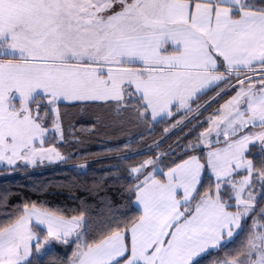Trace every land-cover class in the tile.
I'll use <instances>...</instances> for the list:
<instances>
[{
    "label": "snow or ice",
    "instance_id": "obj_1",
    "mask_svg": "<svg viewBox=\"0 0 264 264\" xmlns=\"http://www.w3.org/2000/svg\"><path fill=\"white\" fill-rule=\"evenodd\" d=\"M220 83L235 95L211 120L225 141L207 154L215 195L210 188L191 208L204 168L198 157L163 179L153 174L159 157L148 159L131 168L137 216L127 219L106 197L109 216L95 226L100 238L88 242L86 214L67 221L25 207L14 223L0 227V264H32L33 240L41 252L33 218L47 226V239L68 243L76 235L70 264H201L210 249L226 251L242 221L256 215V174L264 197V158L257 167V156L247 155L256 141L264 145V131H244L264 129V0H0V161L64 159L42 147L49 109L59 130L60 102L102 101L155 121L171 117L174 107L191 111L190 101ZM242 169L247 174L234 179ZM222 184L231 185L226 199ZM217 264H264V209L246 244Z\"/></svg>",
    "mask_w": 264,
    "mask_h": 264
},
{
    "label": "trees",
    "instance_id": "obj_2",
    "mask_svg": "<svg viewBox=\"0 0 264 264\" xmlns=\"http://www.w3.org/2000/svg\"><path fill=\"white\" fill-rule=\"evenodd\" d=\"M222 84L213 86L199 95V99L192 100L191 108L195 110L197 105L200 108L207 104ZM218 101L220 98L190 119L182 129L154 146L152 150L130 155H127L129 151L161 140L167 134L165 129H169L189 112L181 114L174 107L171 117L166 116L155 122L151 120L149 114L147 125H144L142 129V126L136 125L133 118L116 113V110H110L102 103L60 102L58 109L62 140L57 139L55 132L49 131L44 146L56 148L62 156H65V159L62 163H56V166L45 165L44 169H35V171H30L28 167H19L10 172L8 168L0 167V227L13 223L24 213L25 207L35 206L68 219L86 214L84 221L88 228L85 239L88 242L98 240L100 235L95 226L102 223L110 212L106 197H110L113 208L126 213L127 219L139 214L133 191L138 181L131 172L132 167L145 160L159 157L155 165L159 171L155 176L163 179L164 172L193 155H198L204 161L205 154L202 149H186V146L192 140L198 142L200 133L207 127V122L204 121L205 124L202 125L201 119L220 107ZM191 113H193L192 110L189 114ZM53 122V113L49 110L45 128L50 130L54 125ZM90 128L93 130L90 131ZM136 130L141 131L134 134ZM113 131L116 135L111 136L110 132ZM244 131L247 132L249 129ZM146 133L147 135H144ZM137 134L142 135L140 138L144 140L136 139ZM106 136L118 138L120 141L108 143ZM180 136L183 137L179 139ZM250 149L247 155L249 158L257 156L255 163L259 167L260 159L264 158L260 156L261 147L253 144ZM160 152L162 155H159ZM38 166L41 167V165ZM140 178L143 179V176ZM256 180V186L259 188L261 182L259 179ZM214 186L213 178L205 171L196 194L201 196L210 188L213 191ZM261 204H258L256 213L262 208ZM231 210L234 211V207H231ZM249 235L248 223H243L238 235L226 251H209L210 254L203 256L201 264H217V261L224 258L226 253L234 255L242 245L246 244ZM75 246L74 241L60 243L41 257L35 254L34 248L29 259L32 264H70Z\"/></svg>",
    "mask_w": 264,
    "mask_h": 264
},
{
    "label": "rangeland",
    "instance_id": "obj_3",
    "mask_svg": "<svg viewBox=\"0 0 264 264\" xmlns=\"http://www.w3.org/2000/svg\"><path fill=\"white\" fill-rule=\"evenodd\" d=\"M256 72H257V74L253 77V80H254V81H258L259 78H260V77H259V69H257ZM241 79H243V76L241 77ZM233 81H234V80L232 79V84H236V82H233ZM236 86L239 87L238 85H236ZM256 87L258 88V87H259V84H257ZM217 93H219V95H217ZM234 95H235V91H234V90H230L229 87H228L227 85L222 84V85L217 89V92H216L215 95H214V96L208 101L207 104H205L204 106L200 107L199 109H195V110H194V108H192V112H193V113L189 114L190 111H188L187 109L178 110V112H180L181 114H183V113L186 114L187 112H189V113H187L186 116H183L182 119H178V122H176V124H174V125H176V127H172V126H171V127L169 128V130L167 131V134H166L161 140L156 141V142H154V143H152V144H149V145H147L146 147H143V148H140V149H135V150L129 151L127 155H130V154H137V153H140V152L145 151V150H148V149L152 150L154 146H156L158 143L160 144V142H162V141H164L165 139H167L170 135H172V134L175 133L176 131L182 129L183 126H184L185 124H187V122H188L190 119H192L193 117H195L196 115H198V114H199L204 108H206L208 105L213 104L215 101H217V100L220 98V101H218L220 107H218L217 109H215V110H214V113H212V114H210L209 116H206V117L204 116V117L201 119V121H203V122H202V125L205 124L204 121L207 122V127L201 132V133H205V134H206L207 146H206L204 143H200L201 135H199V140H198V142H196V140H192V141L189 142V144H195V145H197V147H195V148L202 149V150L204 151V154H205V159H204V161H203L198 155H193V156L198 157L199 160H200V163L204 165V168L201 170V174H200V182H201V180H202V177H203V175H204V172L206 171V172H207V173L213 178V180H214V185H216V182H217V181H216V177H215V175L212 173V170L207 166V158H208L207 154H208V152H209L210 150H215L216 148H223V147L225 146V141H224V136H223L222 132H221V134L218 136V135H217V131H216L214 128H212V126H211V120L214 119L215 116L220 115V109H221V106L224 105V104H225L229 99H231V97L234 96ZM74 102H98V103L105 104V102H102V101H73V102H66V101H65L64 103H74ZM45 103H46V102H45ZM112 103H114V102H109V104H112ZM190 104H191V101H190ZM219 105H218V106H219ZM104 107H107V108H109L110 110H116L115 107H109V106H107L106 104H105ZM241 107L243 108V107H245V106H244V105H241ZM49 110H50V109H49ZM50 111H51V110H50ZM115 112H116V113L118 112V113L124 114L125 117H126V116H129V117L133 118L134 121L136 122V125H140V126H142V129H143V126H144V125H147V124H146V121H144V120H142V119H139V118H137V117H134L131 113H129V112L123 110V109H121V110H119V111L116 110ZM41 115H44L43 110L41 111ZM46 117H48V115H47ZM46 117H45V120H44V124H45V122H46ZM53 117H54V122H53L54 125H53V127L50 128V130H49V128H46L47 131H46V134H45V136H44V142H45V140H46L47 137H48V132H49V131H53V132H55V134H56V136H57V139H58V140H62V128H61L60 120L58 121V123H59V130H57V127H56L57 117H56V114H55V113H53ZM164 117H166V116H164ZM164 117H163V118H164ZM150 118H151V120H152L151 115H150ZM159 119H161V118L158 117L157 120H155V121H158ZM126 121H127V120H126ZM152 121L155 122L154 120H152ZM201 121H200V122H201ZM200 122H199V123H200ZM197 124H198V123H197ZM44 127H45V125H44ZM254 128H257V127H254ZM254 128L249 127L248 129H249V131H251V132H253V133H258V132L264 131V129H262V128H260V127H259L260 129H257V130H255ZM89 130L91 131V130H93V129L90 128ZM139 131H141V130H136V131L134 132V134L137 133V132H139ZM201 133H200V134H201ZM139 134H140V133H139ZM139 134L135 135L136 139H139V138L142 136V135L140 136ZM142 134H143V133H142ZM240 134H242V133H238L237 135H240ZM110 135H111V136L116 135V132H115V131H113L112 133L110 132ZM144 135H147V133L144 134ZM111 136H108V137L106 136V139H108V140H107L108 143L113 144V142L120 141L118 138H113V137H111ZM137 136H138V137H137ZM181 137H183V136H180L179 139H180ZM111 138H113V139H111ZM133 138H134V137H133ZM131 139H132V138H131ZM194 139H196V138H194ZM126 140H128V139L126 138ZM140 140L143 141L144 139H143V138H140ZM44 142H43L42 147H43L45 150H47V149H55L56 152H59V150H57V149L54 148V147H45V146H44ZM127 143H130V141H127ZM255 144H257L259 147H261V149L264 148V145H262L259 141H256ZM98 145L100 146V144H98ZM98 145H97V146H98ZM250 146H251V145H250ZM36 147H37V149H39V148L41 147V143H40L39 140L36 141ZM186 149H193V148H189L188 146H186ZM260 151H261V150H260ZM167 152H168V151H167ZM167 152H166V155H167ZM59 153H60V152H59ZM164 154H165V153H163V155H164ZM254 154H257V153L254 152ZM51 155L54 157V156H55V153H52ZM60 155H61V153H60ZM159 155H162V153L160 152ZM61 156H62V155H61ZM63 157H64V159H65V156H63ZM189 158H190V157H189ZM189 158H187L186 160H188ZM64 159H51V160H50V159H48L47 157H45V158L42 159L39 155H37L36 158H35V160H34L32 163H29V162H27V161H25V160H17L14 164H9V163H7V161H0V167L8 168V169H10V172H11L13 169H15V168H19V167H20V168L28 167V169H30V171H35V169H36V170L44 169L43 166H45V165L56 166V165H57L56 163H58V162L62 163V161H63ZM186 160H184V161H186ZM184 161L180 162L179 164H182ZM179 164H177V165H179ZM38 165H41V167L38 166ZM177 165H176V166H177ZM176 166H174V167H176ZM174 167H173V168H174ZM37 168H38V169H37ZM144 171H145V172H149V171H153V169H152V168H147V169H145ZM158 171H159V169H158L157 167H155V171L153 172V174L156 175V173H157ZM132 174H133V173H132ZM246 174H247L246 171L242 169V170L240 171L239 174L233 173V177H234V179H236V180H240V179H241L244 175H246ZM133 175H135V174H133ZM155 177H156V176H155ZM156 178H157V177H156ZM157 179H159V178H157ZM256 179H259V178H258V174L255 175V177H254V179H253V186H252V191L256 194L257 199L259 200V203H257V204L255 205V208L257 209V206H258V204H260V203H262V204H261V205H262V208L260 209V211H259L258 213H256V215L252 216L251 218L246 217L245 220L242 221V225H243V223H248V227H249L250 230H251L252 227H253V220H255L256 217L260 214L261 210L264 209V205H263V203H264V197H261V195H260V194H261V191H262V189H261V185H260L259 188H257V186H256L257 180H256ZM199 185H200V183L198 184L197 188L199 187ZM225 190H227V191H225ZM231 192H232L231 185H229V184H222V185H221V194H222V198L226 199V198H227V195L230 194ZM215 193H216V187L214 186V190L212 191V194L215 195ZM247 194H248V193H247V191H246V192L244 193V195L247 196ZM202 196H203V195L198 196L196 193L194 194V200H193L192 203H191V208H192L193 210L195 209L196 202L199 201V199H200ZM178 198L181 199V200L183 199V190H182V189H178ZM230 202H231L230 204L232 205V207H234V211H235V210H236V207H235V200L233 199V200H231ZM135 206H136V205H135ZM33 207H35V206H27V209H28L29 211H31V210L33 209ZM136 208H137V206H136ZM35 209H36L37 211H41V212H48V211L43 210V209L38 208V207H35ZM230 210H231V209H230ZM24 211H25V208H24ZM231 211H232V210H231ZM48 213H50V212H48ZM52 214H53V213H52ZM56 216H57V215H56ZM74 218H80V217H74ZM63 219H65V220H67V221H71V220H73V218H71V219L63 218ZM14 222H15V221H14ZM14 222H13V223H14ZM30 226L32 227V230H33L34 234L39 238L40 243H41V245H42V249H41V252H40V253H37V252H36V249H35V254H36L38 257L43 256L47 251H49L51 248H53V247L59 245L60 243H64L63 240H59V241H58V240H55V239H47V226H46V225H36V223H35V218H33L32 221L30 222ZM83 230H84V229H80V230H78V231H83ZM239 230H240V229H239ZM239 230H237V232H238ZM46 239H47V243H45V240H46ZM224 239H225V240L228 239L226 235H225ZM72 241H74V242L76 243V246H75V249H74V252H75L76 249H77V239H76V235H75V234H73L72 236L69 237V242H72ZM31 244L33 245L32 252H31V255H32V253L34 252L33 249L35 248L34 246H35V244H36V240L31 241ZM209 251H213V250L210 249ZM73 254H74V253H73ZM31 255H30V257H31ZM30 257H29V258H30ZM72 258H73V257H72ZM241 259H243V257H241Z\"/></svg>",
    "mask_w": 264,
    "mask_h": 264
},
{
    "label": "crops",
    "instance_id": "obj_4",
    "mask_svg": "<svg viewBox=\"0 0 264 264\" xmlns=\"http://www.w3.org/2000/svg\"><path fill=\"white\" fill-rule=\"evenodd\" d=\"M211 88H212V87H211ZM209 89H210V88H209ZM209 89H205L204 92L207 91V90H209Z\"/></svg>",
    "mask_w": 264,
    "mask_h": 264
}]
</instances>
